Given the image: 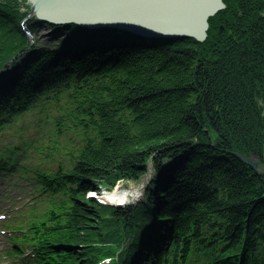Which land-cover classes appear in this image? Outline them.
<instances>
[{
	"label": "trees",
	"instance_id": "obj_1",
	"mask_svg": "<svg viewBox=\"0 0 264 264\" xmlns=\"http://www.w3.org/2000/svg\"><path fill=\"white\" fill-rule=\"evenodd\" d=\"M225 4L204 43L165 39L128 52L130 43L114 46L135 38L127 32L34 18L74 40H110L37 51L19 26L31 12L26 0H0V69L19 57L0 95V122L55 110L65 140L51 144L63 152L57 170L30 173L45 194L29 228L44 264H97L116 254V264L143 255L144 264H264V177L236 157L264 164V0ZM149 165L164 186L151 183L137 206L88 198L139 182Z\"/></svg>",
	"mask_w": 264,
	"mask_h": 264
},
{
	"label": "water",
	"instance_id": "obj_2",
	"mask_svg": "<svg viewBox=\"0 0 264 264\" xmlns=\"http://www.w3.org/2000/svg\"><path fill=\"white\" fill-rule=\"evenodd\" d=\"M28 1L40 20L55 25L75 24L88 30L116 28L133 35L149 33L159 38H193L199 42L207 38L209 19L225 9V0ZM4 74L0 71V84ZM237 158L264 176L258 158L241 155Z\"/></svg>",
	"mask_w": 264,
	"mask_h": 264
},
{
	"label": "rangeland",
	"instance_id": "obj_3",
	"mask_svg": "<svg viewBox=\"0 0 264 264\" xmlns=\"http://www.w3.org/2000/svg\"><path fill=\"white\" fill-rule=\"evenodd\" d=\"M29 4H27V5L30 6ZM27 11H29V10L24 8V9H22L21 12H27ZM29 25H31V29L33 31L32 41H31V43H29V45L31 47H33V49L53 50V49H56L60 44L67 42L71 39L70 35L53 34L52 30H50L49 28H46L44 26L39 25L38 27L34 28L33 23L29 24ZM11 76L13 77V71H10L8 77L10 78ZM28 136L30 138H33L35 135L33 132H31L28 134ZM12 144H14L13 141H11L9 139H2L0 141V150H7V148L9 149L10 145H12ZM0 155H2L1 151H0ZM57 164H58V162L56 163V165ZM150 174H151V179H153L154 178V170L152 168H150ZM143 181L141 180L138 183L121 182L117 185L116 188H119L120 190H123V191H131L135 188L140 190L137 203L130 205V207H135L136 205H138L140 202L143 201L144 195H145L146 191L149 189L148 187L150 184V182L147 181L146 182L147 185L145 186V184H143ZM16 182H17L16 179H14L12 177L7 178L5 181L0 180V187L4 188L5 190H8V191H5V193H7L9 200L15 201V197L18 195V193L16 192V191H18V188L14 185V183H16ZM20 190H21V193L24 195H26V194L30 195L32 193L31 189H29L26 186V180H22V183H20Z\"/></svg>",
	"mask_w": 264,
	"mask_h": 264
},
{
	"label": "bare ground",
	"instance_id": "obj_4",
	"mask_svg": "<svg viewBox=\"0 0 264 264\" xmlns=\"http://www.w3.org/2000/svg\"><path fill=\"white\" fill-rule=\"evenodd\" d=\"M132 40H133L132 37H130L128 39V43H130L131 45L124 46L125 47L124 51L129 52V50L134 49V47L132 46L133 45ZM134 45H137V44H134ZM37 51H41V50H37ZM43 51H55V50H43ZM139 192H140V190H138L136 188L131 190V191H123V190H120L119 188H117L114 192H112L110 194L109 193H103L101 196H99V195H97V196H98L100 201L106 202L108 204L127 206V205H132L134 203L135 204L137 203ZM22 209H24L26 211H30L25 206H23ZM152 237H153V234H149L146 237L145 241H143V243H145L147 240H149Z\"/></svg>",
	"mask_w": 264,
	"mask_h": 264
}]
</instances>
